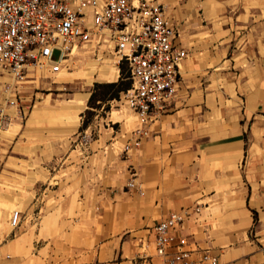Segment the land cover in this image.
<instances>
[{
    "label": "crops",
    "instance_id": "crops-1",
    "mask_svg": "<svg viewBox=\"0 0 264 264\" xmlns=\"http://www.w3.org/2000/svg\"><path fill=\"white\" fill-rule=\"evenodd\" d=\"M162 2L188 55L135 148L112 133L74 142L88 93L24 109L0 76V219L20 214L12 235L0 228V264H154L153 223L196 205L181 229L193 247L264 264V0Z\"/></svg>",
    "mask_w": 264,
    "mask_h": 264
},
{
    "label": "built area",
    "instance_id": "built-area-1",
    "mask_svg": "<svg viewBox=\"0 0 264 264\" xmlns=\"http://www.w3.org/2000/svg\"><path fill=\"white\" fill-rule=\"evenodd\" d=\"M177 35L162 0H0V68L16 80L57 73L78 50L95 59L111 53L117 66H126L130 83L119 96L139 124L130 129L124 151L137 147L148 136L149 123L175 102L180 64L188 55ZM54 49L56 59L51 58ZM198 211L197 205L172 210L153 223L154 264H218L210 249L193 247L181 232ZM19 220V211L11 210L9 225Z\"/></svg>",
    "mask_w": 264,
    "mask_h": 264
},
{
    "label": "rangeland",
    "instance_id": "rangeland-1",
    "mask_svg": "<svg viewBox=\"0 0 264 264\" xmlns=\"http://www.w3.org/2000/svg\"><path fill=\"white\" fill-rule=\"evenodd\" d=\"M57 55L58 50L54 49L51 53V58L56 59ZM66 63L67 67L62 68L57 73L41 72L40 74H34L33 78L28 76L21 80L13 79L8 72L0 68V76L4 78L3 84L6 89L4 92L5 103L27 109L42 96H46L47 99L53 97L54 102L59 99L62 102L65 99L70 101L75 97H82L85 93H88L80 113V123L85 117H89V122L84 128L79 129L78 127L74 134V142L82 147L90 141L94 142L98 138V133L101 135L107 134L108 136L112 133L114 138L109 137L107 141L109 142L113 139L115 141L114 145H112L113 148H116V150L121 148L123 150L122 147L125 143L123 141L129 133V128L138 126L139 123L135 113L127 108L122 99H120L121 90L117 97L105 100L93 98L88 101L93 82L116 80L120 75H123V72H120V66L123 63L116 67L113 56H108L105 53L100 59H95L88 50H78ZM123 78H126V76H123ZM97 91H99L98 88ZM110 110H113L114 113L119 110L124 114L126 113V115L121 119L114 120L108 116ZM84 133H86V143L83 144L81 143V137ZM105 148L108 151L111 145H106ZM11 210H9V213ZM31 215L32 210H27L26 217L30 218ZM0 228L7 229L6 236H10L13 233V228L9 225L7 219L5 222L0 219Z\"/></svg>",
    "mask_w": 264,
    "mask_h": 264
},
{
    "label": "trees",
    "instance_id": "trees-1",
    "mask_svg": "<svg viewBox=\"0 0 264 264\" xmlns=\"http://www.w3.org/2000/svg\"><path fill=\"white\" fill-rule=\"evenodd\" d=\"M120 72H123V75H120L116 80L105 82L94 81L92 89L88 96V101L93 98L99 100L114 98L118 96L120 90H124L125 88H127L129 86L130 80L127 77L123 78V76H127L126 66L124 64L120 66ZM97 88L99 89V91H97ZM88 122L89 117L83 118L79 125V129L84 128L88 124ZM253 214L255 220V212H253Z\"/></svg>",
    "mask_w": 264,
    "mask_h": 264
},
{
    "label": "bare ground",
    "instance_id": "bare-ground-1",
    "mask_svg": "<svg viewBox=\"0 0 264 264\" xmlns=\"http://www.w3.org/2000/svg\"><path fill=\"white\" fill-rule=\"evenodd\" d=\"M74 51V50H73ZM108 56H113V60H114V62H116V58H115V56L113 55V54H111V53H106ZM73 55H72V53L69 55V57L68 58H66V61L67 60H69V59H71V57H72ZM116 64V63H115ZM116 67H117V65H116ZM3 70V69H2ZM13 79H15L13 76H11ZM16 80V79H15ZM21 80V79H20Z\"/></svg>",
    "mask_w": 264,
    "mask_h": 264
}]
</instances>
